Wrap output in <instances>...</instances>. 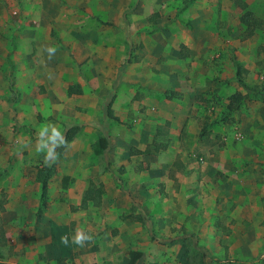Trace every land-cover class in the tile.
<instances>
[{
    "label": "rangeland",
    "instance_id": "1",
    "mask_svg": "<svg viewBox=\"0 0 264 264\" xmlns=\"http://www.w3.org/2000/svg\"><path fill=\"white\" fill-rule=\"evenodd\" d=\"M122 2L117 8L109 0H0V47L8 52L16 33L4 24L8 18H22L40 36L67 33L68 23L82 28H70L78 38L95 43L101 36L103 47L112 50L101 58L105 67L92 64L102 72L80 70L71 83L79 79L90 92L100 88L105 95L111 88L113 94L92 102L97 115L90 120L80 98L52 103L41 83L33 125L28 108H19L15 82L6 90L1 84L0 212L10 201L29 200L40 175L49 184L50 201L3 223L10 226L9 243L0 249V264L8 258L20 263L21 251L43 249L53 233L34 221L49 208L77 207L86 188L101 181V202L72 211L55 230L70 235L83 225L91 240L75 257L85 264H128L127 253L138 249L143 255L135 264H200L190 235L220 259L211 264L256 258L261 261L253 264H264V0H136L129 7ZM247 10L262 22L250 36L241 19ZM4 61L12 70L13 57ZM235 92L245 98L229 109ZM110 99L113 119L104 114ZM72 125L97 129L99 138L105 132L103 154L93 151V134L66 142L63 133ZM161 144L166 147L137 152ZM16 210L22 208L10 213ZM142 213L149 214L156 235L178 239L161 245L146 238L147 223L134 220Z\"/></svg>",
    "mask_w": 264,
    "mask_h": 264
},
{
    "label": "crops",
    "instance_id": "2",
    "mask_svg": "<svg viewBox=\"0 0 264 264\" xmlns=\"http://www.w3.org/2000/svg\"><path fill=\"white\" fill-rule=\"evenodd\" d=\"M109 1H115L116 4L114 6H117V8L120 7L118 6L120 4L119 3L120 0H109ZM135 1L136 0H123L122 3H125L124 6L129 7ZM140 1H143V3H145L148 0H140ZM6 21L7 22H5L4 24L7 26V29L10 26H14L16 33L13 36L14 47L12 51L9 50L11 52H8L6 49H3V47H0V58H1L0 61L1 63H3V65H1L2 71L0 70V87L1 84H3V86H5L4 90H6L10 81L11 83L12 81L15 82V87L17 88V91L20 92L19 108L21 109V112H23V109L20 107V105L22 106L24 105L26 106V108H28L27 110L30 116H26V117L31 118L30 120H28L29 121L28 123H31L33 125L37 123V120H35V118L33 117H35V113L37 111V109L35 110V108H37L39 102L38 99L41 98L42 96V94H40L39 92L41 83L47 85L48 87L47 93L49 94V100H51L52 103L53 101L55 103L59 102L61 99H63V101H65L66 103H73L76 100V98H80L81 102L86 105V109H87L86 116L90 118V120H92L93 117L97 115V113L95 112L96 109H93L91 106L92 102H94V100H98V97L100 95L103 97H105V95L106 96L111 95L112 94V93L110 94L111 88H109L108 91L105 92V95L104 92L100 90V88L97 89V91L95 92H90L89 90H87L88 88L79 79L77 80L79 84H76L77 86L80 87L79 92L69 93L68 87L73 84L71 83L72 77L75 76V73H79L80 70L81 73H90V72L96 73L99 71L102 72L101 69L93 68L92 64L95 61L101 67H105L104 64L105 60L102 61L101 58L102 57L105 58L109 56L110 51H112L107 47H105L106 49L103 47V44L105 43L103 38L100 36L99 40L98 39L95 40L96 41L95 43L91 41V37H88V39L86 40L85 38H78L80 36L78 35V33L75 32H77L78 30L79 31L82 30V28H74L72 23L67 24V26L69 27L67 33L50 37L48 34H44L43 36H40L39 33L37 34L30 33L29 28L24 23H22V18H18V19L16 18V20L14 21L13 20L10 21V18H8ZM70 28L75 32L71 33ZM85 42H87V44H84ZM0 45L4 46L5 42L1 40ZM49 48H55V53L50 55L48 52ZM9 55L12 56L15 61L12 64L13 66L12 70L9 69V65L7 63L8 61L7 62L4 61V57H6L7 59V56ZM11 71L13 72L9 76ZM95 77H96L95 75L94 76L92 75L90 79L93 85L96 84L94 83ZM112 85L113 82L111 83L110 87H112ZM154 87L157 86L154 85ZM114 103L116 102H113V104ZM34 120L36 122H34ZM72 126H77L78 131L74 133L70 141L71 143L69 142L70 145L73 144L76 141V139L78 140L80 137L84 138V140H88L90 138V135L92 134L93 136L91 139H93L94 144H96V142H98V140L101 137L108 136L105 132H102V135L99 138L98 135L96 134L98 133L97 129L94 130L92 128H88L85 126L84 129H80L78 125H72ZM63 135L65 138V132L63 133ZM20 165L21 168L24 167L23 164ZM44 179L46 180V178ZM100 183H102L105 186L103 181L99 182L98 184ZM21 186L25 187L23 185ZM48 189H49V184L47 183L46 196L41 197L42 183L41 180L37 179V181L30 186V190L34 191V193H32L28 197L30 201L24 200L20 197V199H17L15 202V204L19 207H17L12 201H10L8 204L9 207L7 208L6 212H0V220H2L0 221L1 222L0 249L2 246L5 245L6 242L9 243L8 237L6 238V234H7L6 230L10 229L9 228L10 226L9 224L4 225L3 223H7L10 220V219L8 220V218L12 219V217L14 216L19 218L24 216L23 214L29 213L27 211H24L23 209L32 210V207L35 208L39 206V209L42 210L48 207L50 201V199L48 198V192H47ZM83 196L84 194L82 193L80 197V203L77 205V207L70 204L68 206V210H61V209L53 210L49 208L43 213L42 215L43 219H39V220L37 219L34 221L33 224L37 226L39 229L42 228L47 233L52 232L53 235H49V238L47 239L46 244H44L43 249L40 246L38 247L36 254H32L34 250L32 251L30 249L25 253L21 251V253H23L22 256L23 260L22 262L17 264H85L84 261L81 260V258L75 257V252L77 250H82L83 247L80 249V246L78 245L76 246V244H74L72 240V237L74 238L75 237L74 235H76L78 231L84 233L83 225H79L76 228L77 230H75V232L70 230L69 231L71 232L70 235H68L67 233L65 234L55 233L56 226H60V221L64 220V217L66 216L73 217L71 215L72 211L75 212L77 211V209L85 210L88 207L89 203L92 202L95 203L92 199H90L85 203V205H83L82 203ZM102 197L103 195L101 194L99 198V203L101 202ZM53 205L51 204V207ZM14 208H22V210H16L17 212L15 211L14 213H12ZM10 210L12 211L11 213ZM144 214L149 217L148 222L146 220H137V219L134 220L138 221L141 225L143 224V222L147 223L144 234L146 238L148 237L150 239L148 234V225H150L149 224L150 216L148 213H142L140 216ZM19 226L20 225H17L15 227L17 232ZM67 228L69 229V226ZM132 228L134 229V226ZM152 231L154 232V230ZM65 235L68 237V243L66 245L61 243V237ZM166 238H170V237H166ZM176 239H178V237ZM88 242L89 240L85 241V244ZM161 245H166V244H161ZM45 249L46 252L44 251ZM137 251H141L142 252L141 256L143 255V251L141 249H138ZM127 256H128L127 261L129 264V253H127ZM0 257H1V250H0ZM140 257L135 260V263H137ZM8 259L7 260L3 259V261L5 262L4 264H10L12 262L16 264V261L14 259L13 261ZM91 264H98V263L93 261L91 262Z\"/></svg>",
    "mask_w": 264,
    "mask_h": 264
},
{
    "label": "trees",
    "instance_id": "3",
    "mask_svg": "<svg viewBox=\"0 0 264 264\" xmlns=\"http://www.w3.org/2000/svg\"><path fill=\"white\" fill-rule=\"evenodd\" d=\"M252 12L247 10L244 12V14L242 15V20L246 26V33L245 36H250L254 33V31L257 28H261L262 27V22L260 21L257 22L255 18H253L251 16ZM235 65H236V75L238 78V81L240 83H242V68H241V64L238 61H235ZM77 85H71L68 87V92H79L80 91V87ZM113 96V94H111ZM262 99H264V89L262 90ZM245 98V94H241L240 92H235L232 95L229 96V103H228V107L229 109H236L237 107H239L241 105V103L243 102ZM111 103L112 100L110 99L107 104L104 107V113L106 117L109 118H114L113 114H112V110H111ZM117 119V118H116ZM78 131V127L77 126H72L69 127L68 129L65 130V140L66 142L71 140L74 133ZM108 147V138L107 137H101L98 142H96L95 146H94V152L96 154H100L106 150V148ZM166 144H161V145H157L154 146V150L146 147L145 150L141 151V150H137L139 152H147V153H151L153 151H156L160 148H165ZM121 169V168H120ZM119 169V170H120ZM67 179V177L65 176L63 178V181L65 182ZM115 179L117 182H120V176L116 175ZM39 180H41L42 183V191H41V197L46 196V190H47V182L44 179V176L40 175L39 176ZM104 192V187L103 184L100 183L99 185H93L90 184L88 186V188H86L84 196H83V200L82 203L83 205H85V203L92 199L95 203H99V198L101 196V194ZM137 220H146L147 222L149 221V217L147 215H142V216H136ZM148 234L151 240H155L160 244H169L172 241H174L177 236H171L170 238H161L158 237L151 229L150 225H148ZM191 237V243L192 246L197 249V251L199 252V257H200V264H211L213 260H217L219 261L220 259L216 256H214L212 254V252L210 251L209 247L201 244L198 242V238L190 235ZM142 252L141 251H137V250H132L129 252V264H134L135 260L138 259L141 256ZM227 261L232 264V263H240V264H253L256 263L258 261H261L260 258H256V259H243V260H238V259H227ZM264 261V259H263Z\"/></svg>",
    "mask_w": 264,
    "mask_h": 264
},
{
    "label": "clouds",
    "instance_id": "4",
    "mask_svg": "<svg viewBox=\"0 0 264 264\" xmlns=\"http://www.w3.org/2000/svg\"><path fill=\"white\" fill-rule=\"evenodd\" d=\"M48 52L50 55L54 54L55 48H49ZM88 240H91L90 236L84 234L83 232H78L73 238V243L79 246H83L85 241H88ZM61 243L65 245L68 243V237L66 235L61 237Z\"/></svg>",
    "mask_w": 264,
    "mask_h": 264
}]
</instances>
